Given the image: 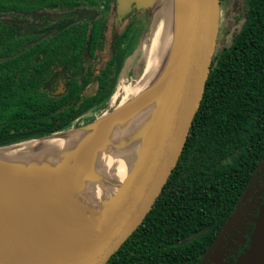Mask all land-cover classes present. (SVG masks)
I'll use <instances>...</instances> for the list:
<instances>
[{"label":"trees","instance_id":"16d2710c","mask_svg":"<svg viewBox=\"0 0 264 264\" xmlns=\"http://www.w3.org/2000/svg\"><path fill=\"white\" fill-rule=\"evenodd\" d=\"M224 2L240 6L243 23L228 45L215 48L200 105L166 185L105 264H198L264 158V0ZM36 9L37 0H0V146L78 126L102 112L78 110L73 94L59 98L41 87L42 64L50 72L54 62L40 50L38 35L10 22ZM224 17L221 34L237 20ZM116 73L91 105L108 100L121 67ZM85 112L93 115L77 120Z\"/></svg>","mask_w":264,"mask_h":264},{"label":"water","instance_id":"95a60500","mask_svg":"<svg viewBox=\"0 0 264 264\" xmlns=\"http://www.w3.org/2000/svg\"><path fill=\"white\" fill-rule=\"evenodd\" d=\"M117 2L119 10L129 9L132 3H135L139 8L143 5L151 6L152 20L155 18L157 6L163 4L164 0H117ZM222 16L220 0H175V41L165 83L152 109L147 135L136 149L132 165L117 190L100 208L95 222L87 229L86 235L74 245L73 250L54 256L43 264H105L142 222L166 185L186 142L210 71ZM154 26L155 23L151 21L150 31L146 34L149 35L148 45ZM146 35L141 40L144 43ZM26 48L27 45L23 46L18 53ZM147 51L148 46L144 57L139 54L141 59L138 62L140 61V64L144 66ZM138 53L139 50H137ZM124 71L122 69L121 77H123ZM113 112L114 110L108 115L98 118L96 116L87 123L50 135L29 138L0 147L63 135L70 131H83L94 125L99 119H106ZM64 155V152L60 156L58 155L54 163L50 160L52 156L50 153L45 161L48 167L41 163L44 158L37 157H31L23 165L0 163V235H7L6 237L11 235L10 232H6V229L12 222L15 224L28 218L40 221L62 214V210L58 209V213L56 212V207L58 208L59 204L54 199L53 205H50L43 201L44 197L50 199L52 196L64 195L69 192L76 193L81 189V186L78 187V185L82 180L91 179L86 168L75 164H63ZM263 170L264 158L258 163L254 173ZM253 175L233 209L234 211L237 206L236 209L239 210V213L236 211V217L233 219L234 215L231 218L233 211L231 212L217 238L202 257L215 246L220 237L222 238L232 220L238 219L235 222L238 230L247 224V222H243L242 225H238L245 210L240 207V202ZM263 209L264 200L259 207L258 216L256 215L254 222L248 224L249 246L247 252L259 244L260 264H264V240L258 236L255 228ZM204 230L206 228L184 237L181 241L190 240ZM235 231L233 232L235 239L229 243V248L234 247V251L229 250L231 252L229 256L235 254L236 245L241 240L242 230L238 234ZM255 240H257L256 244H254ZM253 253L256 257L257 252ZM243 257L244 254L239 260L240 263ZM0 264L3 263L0 262Z\"/></svg>","mask_w":264,"mask_h":264},{"label":"bare ground","instance_id":"6f19581e","mask_svg":"<svg viewBox=\"0 0 264 264\" xmlns=\"http://www.w3.org/2000/svg\"><path fill=\"white\" fill-rule=\"evenodd\" d=\"M157 14L158 20L151 30L146 54V72L142 73L137 86L126 92L109 117L99 119L83 131L0 147L1 164L23 165L31 157L44 158L41 163L45 164L50 153V160L55 163L57 156L64 152L63 164L80 165L91 177L80 182L78 187L81 189L76 193L69 192L50 199L44 197L43 201L50 205L55 200L59 204L56 212L59 209L62 214L40 221L28 218L10 223L6 232L11 235H0L1 263L43 264L54 256L73 250L95 222L102 205L122 183L136 149L147 135L152 109L163 89L173 51L175 0H164ZM148 78L154 80L152 87L147 82ZM147 89L149 91L144 94ZM133 111V121L124 124Z\"/></svg>","mask_w":264,"mask_h":264},{"label":"flooded vegetation","instance_id":"af4514ba","mask_svg":"<svg viewBox=\"0 0 264 264\" xmlns=\"http://www.w3.org/2000/svg\"><path fill=\"white\" fill-rule=\"evenodd\" d=\"M223 4L220 0L221 9ZM234 6L230 5L228 15ZM21 18L10 22L18 25V30L38 35L40 50L46 49L47 58L54 62L50 72H44V64L39 70L40 85L46 93L59 98L70 93L71 104L78 110L101 111L116 101L121 74L108 100L95 101L92 106L94 96L104 95L118 69L121 67L122 73L129 57L137 54L139 41L150 31L151 6L139 8L132 3L129 9L119 10L117 0H37V9ZM130 49L121 66L123 55ZM134 63L122 74L126 80H134L135 70L141 71L142 64L136 67ZM90 115L82 113L77 120L84 122ZM248 241V235L241 238L237 252L245 249ZM234 256H228L223 264H236Z\"/></svg>","mask_w":264,"mask_h":264},{"label":"rangeland","instance_id":"374dc122","mask_svg":"<svg viewBox=\"0 0 264 264\" xmlns=\"http://www.w3.org/2000/svg\"><path fill=\"white\" fill-rule=\"evenodd\" d=\"M163 1V0H162ZM237 3V2H236ZM235 3H233L232 6H234ZM162 4L157 6V10L155 12V18H153L151 21L153 23H156V21L158 20V12L160 11V8H161ZM237 6V7H236ZM236 9L234 12H231V14L228 15V12H230V4L227 3V2H224L223 6H222V9H221V12L223 13V20H225L226 18L229 19L230 18V21H235L236 19V22L235 24L232 25V28L231 30L228 31V33H222L219 35V38H218V41L216 43V47L218 48L220 45H228L232 38H233V35L235 34V32L240 28V26L242 25L243 23V20L244 18L243 17H239V13H240V6L238 4L235 5ZM226 21H224L225 23ZM232 24V23H231ZM151 37V35H150ZM146 42L144 43V41H139L138 43V46L136 48V50H139V53L138 54H134V55H131L129 57V61L128 63L123 67V69L125 70L124 72L126 73L129 66H132V64H136V67L137 65L140 64V61L138 62V60L141 59V57H144V53L147 49V46H149L147 43H148V38H149V35H146ZM151 40V39H150ZM150 43V41H149ZM139 54L141 55V57H139ZM138 55V56H137ZM134 62H133V60ZM132 60V61H131ZM143 60V59H142ZM141 60V61H142ZM132 62V63H131ZM144 65L141 66V71L138 73L136 72V67H134V70H135V76H134V80H130V78H127V80L125 79L126 77L123 76L121 77V81H120V84H119V87H118V91L117 93L118 94V97L116 99L115 102H112L111 103V106H109L108 108L102 110V112L97 115V118L102 116V115H108L112 110L115 109V107L119 104V101L122 99V97L126 94V92H128L129 90H132L134 89L137 84L139 83V81L141 80V73H145L146 71H144ZM153 78H148L147 82L149 84H151L150 86L152 87V82H153ZM125 85V86H124ZM128 88V90L126 91V89ZM149 90H145L143 93H147ZM134 111L132 112V114L129 116V118L124 121V124L126 123H129L131 121H133V118H134ZM115 164V163H114ZM117 166V165H116ZM115 168V165L112 167V169L114 170ZM110 171L109 173V176H111V173L112 171ZM260 172V173H259ZM257 172L256 174L254 173L253 175V178H252V181L251 183L249 184V186L247 187L245 193H244V196L243 198L241 199V202H240V207L242 208V210L245 208L244 212L242 213V216L238 222V225H242L243 222H247V224H244L239 230L237 229L236 227V223L238 219L236 220H232L229 224V227L227 228L228 230H226V232L224 233V235L222 236V238L220 237L215 246L213 248H211L203 257H201L200 259V263L199 264H223V262L226 260V257L229 256V254L231 253L229 250L231 251H234V247L232 248H229V243L234 240V231L236 229V234H238L241 230V238H244L245 236L248 235V232H249V225L250 222L252 223V221L254 220V218L256 217V215L258 216V213H259V207L260 205L263 203V200H264V181L262 180V174H261V171ZM259 176L261 178V180L259 179ZM99 194V191L96 192L95 196H97ZM94 195V194H93ZM94 196V197H95ZM93 197V198H94ZM239 207V206H238ZM237 208V206H236ZM235 208V210L233 211L232 213V216L231 218L233 217L234 215V218L236 217V211L237 209ZM239 213V210L237 211ZM257 212V213H256ZM254 222V221H253ZM256 225V224H255ZM239 227V226H238ZM255 228V226H254ZM246 230H248L247 232H245ZM255 230L257 231L258 233V236H260V238L262 240H264V209L263 211L260 213V217H258V222H257V225H256V228ZM249 236V235H248ZM241 244L243 242H240ZM257 243V240H255V243ZM239 245V244H238ZM236 245V248L235 250H237V246ZM247 245L249 246V241L247 243ZM248 246L239 251V252H235V256L233 257V259L235 260L236 264H253L254 262H256V264H260V252H258L259 250V244L255 245V248H253V250L251 249L250 252H247L248 250ZM229 248V249H228ZM255 249V250H254ZM254 251H256V257H255V253H253ZM253 253V254H252ZM234 254V253H233ZM232 254V255H233ZM244 254V257L242 258L243 260H241V263H240V258L241 256ZM252 258V259H251ZM251 259V260H249ZM250 261V262H249ZM249 262V263H247Z\"/></svg>","mask_w":264,"mask_h":264}]
</instances>
